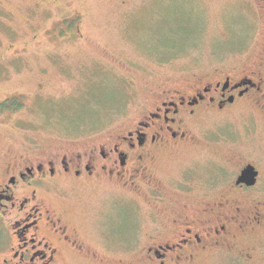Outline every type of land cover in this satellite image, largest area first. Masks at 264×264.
Listing matches in <instances>:
<instances>
[{"label":"rangeland","instance_id":"obj_1","mask_svg":"<svg viewBox=\"0 0 264 264\" xmlns=\"http://www.w3.org/2000/svg\"><path fill=\"white\" fill-rule=\"evenodd\" d=\"M234 5V0H0V101L19 103L15 112H0V160L30 146L43 157L90 150L132 129L162 90L185 93L218 72L254 70L264 58V21L236 23ZM215 113L192 127L195 140L152 162V183L168 198L184 200L185 189L172 185L182 172L192 196L206 198L204 186L189 175L208 163L204 151L219 154L225 164L245 157L264 171V111ZM142 188L96 196L95 203L106 206L102 218L111 220V230L121 220L123 230L127 214L144 220L147 230L158 201L150 202ZM244 240L257 249L254 264H264V231ZM112 260L107 264H116Z\"/></svg>","mask_w":264,"mask_h":264},{"label":"flooded vegetation","instance_id":"obj_2","mask_svg":"<svg viewBox=\"0 0 264 264\" xmlns=\"http://www.w3.org/2000/svg\"><path fill=\"white\" fill-rule=\"evenodd\" d=\"M234 1L233 21L236 17L245 26L264 21V0ZM161 93L132 129L109 143L45 157L30 146L2 156L0 264H107L111 258L116 264L255 263L257 249L245 245L244 238L264 231V171L259 164L240 156L225 164L219 154L204 151L208 163L189 175L204 186L206 198L192 196L182 172L181 180L172 183L185 189L182 201L162 193L152 183L151 170L163 152L173 148L174 154L195 140L192 127L211 111H216L214 117H231L225 113L235 110L243 116L254 107L264 111V58L250 72L222 71L189 92ZM3 104L0 112L19 107ZM250 165L257 172L254 185L240 182ZM142 187L150 202L158 201L147 230L144 220L127 213L124 229L121 220L111 230V220L102 218L106 206L95 203L96 196L110 190L136 193Z\"/></svg>","mask_w":264,"mask_h":264},{"label":"water","instance_id":"obj_3","mask_svg":"<svg viewBox=\"0 0 264 264\" xmlns=\"http://www.w3.org/2000/svg\"><path fill=\"white\" fill-rule=\"evenodd\" d=\"M257 172L253 166H248L240 177V182H246L248 185H254L256 182Z\"/></svg>","mask_w":264,"mask_h":264},{"label":"trees","instance_id":"obj_4","mask_svg":"<svg viewBox=\"0 0 264 264\" xmlns=\"http://www.w3.org/2000/svg\"><path fill=\"white\" fill-rule=\"evenodd\" d=\"M16 102H17L16 100H14V101L12 100V101H11L12 105H15V106H16L17 103H18V102H17V103H16Z\"/></svg>","mask_w":264,"mask_h":264}]
</instances>
